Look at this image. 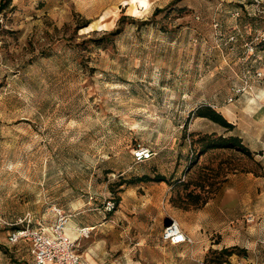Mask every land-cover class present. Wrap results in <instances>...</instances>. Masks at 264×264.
Instances as JSON below:
<instances>
[{
	"label": "rangeland",
	"instance_id": "obj_1",
	"mask_svg": "<svg viewBox=\"0 0 264 264\" xmlns=\"http://www.w3.org/2000/svg\"><path fill=\"white\" fill-rule=\"evenodd\" d=\"M6 1L0 264H32L4 221L54 207L82 264H264V0ZM138 143L157 154L135 163ZM173 220L191 241L163 240Z\"/></svg>",
	"mask_w": 264,
	"mask_h": 264
},
{
	"label": "built area",
	"instance_id": "obj_2",
	"mask_svg": "<svg viewBox=\"0 0 264 264\" xmlns=\"http://www.w3.org/2000/svg\"><path fill=\"white\" fill-rule=\"evenodd\" d=\"M156 154L153 148L138 143L133 148L132 157L135 163H140ZM110 200L104 204L106 210L113 208ZM53 211L54 221L49 226L39 222L35 225L29 215L13 223L4 221L6 224L17 225L9 233L10 242L28 241L31 245L32 264H82V257L77 251L76 239L67 232L69 216L60 207H54ZM78 231L83 232V228ZM162 238L170 244L191 241V238L174 220L165 226Z\"/></svg>",
	"mask_w": 264,
	"mask_h": 264
},
{
	"label": "trees",
	"instance_id": "obj_3",
	"mask_svg": "<svg viewBox=\"0 0 264 264\" xmlns=\"http://www.w3.org/2000/svg\"><path fill=\"white\" fill-rule=\"evenodd\" d=\"M8 1L0 0V11H2L7 6ZM120 29L112 31V34H117ZM195 116L205 117L209 120L218 123L228 129L233 128V124L226 120V118L216 109L212 108L210 105H201L197 107L194 111ZM205 148H236L246 154H250V150L242 143V139L237 135L230 136H213L211 134H206L203 136ZM158 180H165L164 177H158Z\"/></svg>",
	"mask_w": 264,
	"mask_h": 264
},
{
	"label": "crops",
	"instance_id": "obj_4",
	"mask_svg": "<svg viewBox=\"0 0 264 264\" xmlns=\"http://www.w3.org/2000/svg\"><path fill=\"white\" fill-rule=\"evenodd\" d=\"M232 190V187H228L223 195V197L221 198V205H223L224 203H226L227 201H229L231 199V193L230 191ZM71 229H73V225L71 223L68 224L67 227V232L70 235V233L72 232Z\"/></svg>",
	"mask_w": 264,
	"mask_h": 264
}]
</instances>
